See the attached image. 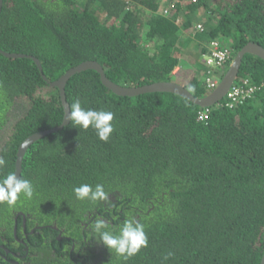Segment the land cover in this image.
Here are the masks:
<instances>
[{"label": "trees", "instance_id": "obj_1", "mask_svg": "<svg viewBox=\"0 0 264 264\" xmlns=\"http://www.w3.org/2000/svg\"><path fill=\"white\" fill-rule=\"evenodd\" d=\"M213 40L234 57L249 42L264 48V0H3L0 13V49L36 57L49 81L97 61L118 85L181 80L202 98L210 93L206 67L188 78L173 73L186 54L206 52ZM241 79L257 93L230 109L169 92L118 96L95 70L74 75L66 86L69 105L78 100L86 110L111 111L114 130L103 142L93 129L70 122L34 143L21 177L34 195L0 203V244L31 264H261L264 60L246 54ZM205 110L208 118L200 120ZM63 118L60 92L35 61L0 53V181L15 174L22 142ZM81 184H102L109 201L76 199L73 189ZM19 212L28 227H43L28 235L27 245L14 239ZM97 217L113 231L135 218L148 246L127 261L110 253L89 229ZM59 231L86 247L83 261L71 253L72 240L57 239Z\"/></svg>", "mask_w": 264, "mask_h": 264}, {"label": "clouds", "instance_id": "obj_2", "mask_svg": "<svg viewBox=\"0 0 264 264\" xmlns=\"http://www.w3.org/2000/svg\"><path fill=\"white\" fill-rule=\"evenodd\" d=\"M177 68L179 70L176 72ZM180 68V65L177 66L173 74L177 75L181 70ZM176 83L181 84L178 81ZM64 118L70 120L75 128L85 131L89 128L93 129L98 138L103 142L109 140L114 130L112 124L114 113L105 110H86L78 100L73 102L70 108L65 111ZM4 163L5 161L0 159V166ZM73 191L76 199L80 201H88L94 204L101 201H109V194L105 192L102 184H97L94 189L89 184H81L79 187H75ZM33 195L34 187L32 183L27 179L18 178L14 173L7 175L6 178L0 181V203H7L11 206L21 196L31 199ZM89 229L93 233L97 243H102L110 253L114 252L125 261L136 256L142 248L148 246L145 227L135 218L125 219L121 223L118 231H113L107 221L97 217L89 224ZM171 255L172 253H168V256Z\"/></svg>", "mask_w": 264, "mask_h": 264}, {"label": "water", "instance_id": "obj_3", "mask_svg": "<svg viewBox=\"0 0 264 264\" xmlns=\"http://www.w3.org/2000/svg\"><path fill=\"white\" fill-rule=\"evenodd\" d=\"M2 4H3V0H0V13L2 10ZM0 53L5 55L6 57L13 59H17V58L33 59L43 79L47 83H49L51 87L58 88L60 92L61 102L64 108V116H65V111H67V109L70 108V105L66 97L67 83L74 75L81 73L83 71H87V70L97 71L100 75L102 84L118 96L135 97L147 93L169 92L183 96L189 99L191 102L200 105L201 107H212L218 104L219 102H221L225 98L229 89L231 88L233 83L237 80L240 73V68L242 65L243 58L246 54H252L264 60V48L259 44L253 42L247 43L240 51H238L232 64L230 65L228 71L225 73L224 77L220 81V84L217 86V88L214 89L211 93H209L205 97L197 98L188 89H186L184 85H181L176 82H157V83L146 84L142 86H134V87H126V86L118 85L113 81H111L106 76L103 67L97 61H85L77 65L76 67H73L68 71H66L56 81H49L43 72V67L41 62L36 57L25 54H19V53H7V52H3L1 49H0ZM70 122H71L70 120L63 118V121L59 126L49 130L37 132L29 136L22 142V144L18 149L17 161H16L15 174L17 175L18 178L22 177L23 159L28 149L40 139L50 134L63 130L64 127L69 125ZM261 264H264V255Z\"/></svg>", "mask_w": 264, "mask_h": 264}, {"label": "built area", "instance_id": "obj_4", "mask_svg": "<svg viewBox=\"0 0 264 264\" xmlns=\"http://www.w3.org/2000/svg\"><path fill=\"white\" fill-rule=\"evenodd\" d=\"M164 13H167V10H165ZM179 22L180 19L177 20V24H179ZM196 28L197 31H202L204 27L202 24H198ZM203 58V63L207 72L206 86L210 91H213L217 88L224 74L228 71L234 60V56L232 50L228 46L223 45L222 42L218 40H213L208 44L207 51L204 53ZM178 70L179 68L176 69V72ZM257 90L258 88L254 86L249 79H237L221 102H224L223 105L225 107L232 109L237 104L254 98ZM208 114V110L202 111L199 115V119L206 120Z\"/></svg>", "mask_w": 264, "mask_h": 264}, {"label": "flooded vegetation", "instance_id": "obj_5", "mask_svg": "<svg viewBox=\"0 0 264 264\" xmlns=\"http://www.w3.org/2000/svg\"><path fill=\"white\" fill-rule=\"evenodd\" d=\"M23 215V213H16L15 214V218H14V239L15 241H18L19 243H21L22 245H27L26 243V239H28V235H33L36 232V229L38 228H43L42 226H38V227H28L27 225V216L23 215V221L21 224V228L19 226V217ZM88 225V224H87ZM52 228L59 230L55 225H50ZM19 228L21 229V234H24L23 237H19L21 236L20 232H19ZM63 231H59V235L57 237V239L59 241H63L65 239H67L68 241L72 240L73 243L71 245V253L77 252L76 256L80 257L81 253H85L84 251L86 250V247L83 248H77V242L72 239L70 236H66V235H62ZM3 241H7V239L2 238ZM87 245L89 244V242L87 241V238H85ZM15 244V243H13ZM9 245H12L11 243H9ZM16 250L19 248L17 246ZM1 249H4L6 251V254H3L1 252ZM13 257H12V256ZM86 257H80L81 261H83V259ZM0 264H31L30 261H27V256L25 255H21V253L13 250V248H8L6 247L5 244H0Z\"/></svg>", "mask_w": 264, "mask_h": 264}, {"label": "crops", "instance_id": "obj_6", "mask_svg": "<svg viewBox=\"0 0 264 264\" xmlns=\"http://www.w3.org/2000/svg\"><path fill=\"white\" fill-rule=\"evenodd\" d=\"M208 45H206V47H207ZM204 53H205V51H203V52H201L200 51V53L197 51V53H196V55L194 54H186V56H185V59H184V61H182V63L181 64H179L180 66H181V70L180 71H182L184 74L186 73V72H188L189 74L186 76L187 78L188 77H191L192 75H193V73H195V71L197 70V68L195 69V70H190L189 68L191 67V65H198V62L199 63H201V67L202 68H204L205 66H204V63H203V57H204ZM179 71V72H180ZM178 72V73H179ZM177 73V74H178ZM178 82H180L181 80H177ZM182 82V81H181Z\"/></svg>", "mask_w": 264, "mask_h": 264}, {"label": "rangeland", "instance_id": "obj_7", "mask_svg": "<svg viewBox=\"0 0 264 264\" xmlns=\"http://www.w3.org/2000/svg\"><path fill=\"white\" fill-rule=\"evenodd\" d=\"M165 9H166V8H165ZM165 9H164V12H165ZM226 43L229 44L228 42H226ZM223 44H224V43H223ZM196 68H197V70H196L195 72L199 71V72L202 73L203 70H204V68L201 67V63H199V62H198V65H197V66H196V65H194V66L191 65V67H190L189 69H190V70H192V69L195 70ZM186 74L188 75L189 73L186 72ZM180 83H181V84H185L184 82L182 83L181 81H180Z\"/></svg>", "mask_w": 264, "mask_h": 264}]
</instances>
